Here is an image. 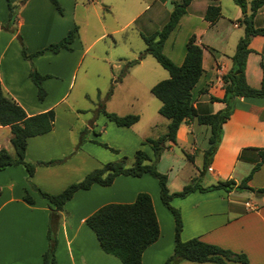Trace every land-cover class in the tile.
I'll return each mask as SVG.
<instances>
[{
	"label": "crops",
	"instance_id": "crops-1",
	"mask_svg": "<svg viewBox=\"0 0 264 264\" xmlns=\"http://www.w3.org/2000/svg\"><path fill=\"white\" fill-rule=\"evenodd\" d=\"M172 1L123 0L124 15L115 17L116 14L112 12L115 4L107 0H59L64 6V12L60 15L49 0H25L19 5L16 28L21 33L26 53L32 54L49 42L59 40L73 26H76V33L69 44V50L59 49L56 53L45 51L41 55L31 56L35 69L42 75H48L41 81L45 96L38 100L35 85L28 77V62L20 54V45L15 35L0 29V87L3 95L18 104L27 115L56 109L66 92L58 94L59 87L55 81H49L48 73L62 68L75 48H79L80 55H83L96 40L117 31H108L102 21H97L98 34L84 48L81 26L85 28L89 25L88 6L99 3L97 10L108 9L113 20L121 25L118 29L133 25L140 36L160 29L172 9ZM245 1L248 13L250 0ZM208 4V0H190L162 44V52L177 65L183 59L185 42L190 35L202 47V72L191 89V103L198 114L213 113L223 108V102L211 100L210 97L223 96L221 76L229 69L230 56L238 38L243 34V25L239 22L241 9L234 0H218L221 16L213 23L203 19ZM92 10L97 17L96 8L92 7ZM6 18V1L0 0V23ZM52 24L58 25L57 28H53ZM253 25L264 27V2L253 15ZM248 47L250 50L244 66L245 81L252 87H258L261 80H264V36H251ZM146 56L149 54L126 67V75L138 70L144 71L136 80L139 84L153 73L144 68L143 60ZM59 58L62 59L61 63ZM131 58L136 59V56ZM121 61L125 64L130 60L123 58ZM115 68L120 69L121 62L116 63ZM152 85V82L147 84L148 89ZM78 118L76 112L64 105L58 112H54L53 126L49 131L27 137L24 150V160L29 162L60 159L75 151L72 156L63 162L36 165L29 178L20 164L0 170V264H41V255L47 247L46 230L50 207L36 188L58 193L70 182L80 179L89 168L96 166L97 162L90 159L93 157L82 149L77 132L73 131V120L78 121ZM79 121L80 125H84ZM133 125L118 127L131 128ZM200 131H204L207 138L208 126L198 124L196 118L181 123L175 132V142L170 143L159 156L157 170L166 175L170 192L180 190L192 179L201 186H208L218 179H232L237 184L248 174L259 159L257 150L264 148V97L236 96L233 99L231 112L221 124L220 140L207 168L203 170L201 166L205 148L202 145L204 140L198 143ZM9 137L8 126L0 125V148L8 152ZM141 138L129 133L128 143L134 147L133 151L137 149ZM174 146L180 148L186 160L174 152ZM147 154L151 155V150ZM100 165L97 163V167ZM179 165L184 170L179 169ZM147 175H117L107 186L93 183L87 189L76 190L57 215L59 222L56 227L55 264H121L115 256L100 249L93 231L84 219L103 204L131 202L138 192L149 195L159 229L156 240L142 251L140 264H163L173 249V218L159 199L156 179H148ZM247 185L252 188L264 185V163L252 173ZM244 193L250 194L252 198H261V201L249 199ZM26 195L32 199L31 203L24 199ZM173 200V207L181 215V240L197 237L201 241L244 253L248 258L247 264H264V194L246 189L232 188L225 191L216 188L208 191L194 190L185 197H173L170 202ZM177 264L215 263L181 260Z\"/></svg>",
	"mask_w": 264,
	"mask_h": 264
},
{
	"label": "trees",
	"instance_id": "trees-1",
	"mask_svg": "<svg viewBox=\"0 0 264 264\" xmlns=\"http://www.w3.org/2000/svg\"><path fill=\"white\" fill-rule=\"evenodd\" d=\"M6 1L7 18L0 23V29L14 34L20 45V54L27 60L29 65L28 77L35 85L36 96L42 100L45 91L41 85L43 78L48 75L40 74L31 62V56L50 51L56 53L59 49H70L69 44L76 33V26L71 27L66 34L54 43L44 48L27 54L23 42L16 28V12L10 0ZM25 0H20L23 3ZM54 7L60 11L56 0H49ZM190 0H173L167 20L160 29L148 34H140L144 43V49L136 59L127 61L126 66L134 64L145 54L151 55L155 61L167 71L168 76L154 83L149 91L159 101L157 112L167 119L166 130L156 137H144L141 144H147L151 150L148 155L141 149L133 152L130 165H125V157L116 161L101 163L97 168L86 172L80 179L67 184L58 193H48L36 188L39 195L48 201L50 207L49 220L47 223L46 240L47 247L41 255V264H55L54 249L56 244V227L59 222L58 212L62 210L63 204L78 189H87L93 183L107 186L111 184L117 175L140 176L147 173L156 179L158 195L163 206L171 213L173 218V249L172 253L164 260L163 264H177L181 260L196 262L211 261L215 264H229L238 262L247 264V256L242 252H234L228 248L201 241L197 237L181 240L179 237L182 221L177 208L171 206L170 200L173 197H185L194 190L208 191L222 188L229 191L232 188L246 189L256 194H264V185L252 188L247 181L252 173L264 163V148L258 149L259 159L252 165L246 174L237 184L232 179H218L208 186H201L195 179L185 184L180 190L170 192L166 184V175L157 170V161L161 152L175 142V132L181 123L196 118L198 124L207 125L209 135L207 137L208 147L203 151L202 170L206 169L213 151L221 137V124L228 118L232 101L236 96L264 97V80L258 87L247 84L244 76L245 58L249 52V39L253 35H263L264 27H254L253 15L264 0H250L249 12L246 13V1L234 0L241 9L239 22L243 25V34L238 38L234 52L230 56V67L222 76L223 96L221 98L210 97L211 100L223 102V108L213 112L198 114L191 103V89L198 80L201 72V51L202 47L194 42V36L190 35L185 42V53L180 64H174L163 52L162 44L169 32L176 25L181 14ZM209 4L203 12V19L209 23L215 22L220 16L218 0H208ZM212 52L211 48H208ZM126 72V67L121 70ZM100 112L117 126L129 127L138 120L137 114L117 115L113 112L99 109ZM54 112L45 111L27 115L24 110L13 100L5 97L0 87V125L8 126L10 137L9 144L12 154L5 148H0V170L11 165L20 164L29 178L36 165H49L64 161L67 157L48 161H25L24 150L26 139L29 136L39 135L49 131L53 126ZM79 145H76L78 148ZM107 147L106 145H103ZM74 152V151H72ZM71 152V153H72ZM24 199L31 203L32 199L26 195ZM264 207V204H263ZM85 224L93 231L100 249L115 256L121 264H140L142 251L159 234L158 224L152 208L151 200L146 192H138L131 202L118 203L110 202L103 204L92 211L84 219Z\"/></svg>",
	"mask_w": 264,
	"mask_h": 264
},
{
	"label": "rangeland",
	"instance_id": "rangeland-1",
	"mask_svg": "<svg viewBox=\"0 0 264 264\" xmlns=\"http://www.w3.org/2000/svg\"><path fill=\"white\" fill-rule=\"evenodd\" d=\"M56 1L60 7V11L54 7L55 11L59 15L63 14V4H61L59 0ZM107 1L112 2L111 4H115V7L112 9V12L116 14L115 17L119 15L123 17L125 11L123 0ZM11 3L14 5L17 16L20 0H14L13 2L11 1ZM99 5L100 4L96 2L94 6H88L89 25L85 28L81 26L84 36V48L85 44H88L98 34L97 30L99 29L97 28V21H102V23L107 26L106 30L117 29V31L96 40L83 55H80L79 48H75L62 68L57 71L51 70L53 73H48L49 81H55L59 87L58 94L62 91L66 92L62 101L59 102V106L52 110L53 112L56 110L58 112L64 105H67L72 111L79 115L78 119L81 120L84 125H80V121H75L74 119L73 122L75 124H73V131L77 132V138H79V144L80 146L82 145V149L94 158L90 157V159L97 163H105L125 157L124 163L128 166L131 163L133 152L136 150L133 151L132 148L134 147L129 146V133H132V135L137 134L139 138L142 136L156 137L166 130L167 119L157 112L159 101L149 92L147 84L151 82L154 84L166 78L168 73L149 55L143 60L145 64L144 68L148 71H153V73L147 77L143 83L139 84L136 80L144 71L138 70L136 72H130L132 74L129 75L125 73L122 74L121 70L123 67H127V62L124 64V61L121 60H123V58H129V60H131V56H136L137 58L144 48V43L133 25L118 29L121 25L117 23V20H113L108 9L101 8L97 10ZM92 7L96 8L97 17H95ZM52 25L55 29L58 26L56 24ZM24 31L23 29V33ZM18 34L22 37L21 33ZM56 41H51L48 44ZM44 52L45 51L38 55ZM58 61L61 63L62 59L59 58ZM118 62H121L120 69L115 68V64ZM101 108L117 115L129 113L137 114L138 120L131 128L118 127L104 117L99 110ZM61 117L62 116H60V118ZM200 132L201 133H198V143L204 140L202 145H204L206 149L208 147L207 138L204 131ZM140 134L142 136H140ZM142 139L143 137L139 139L136 148L149 153L150 150L148 145L141 144ZM8 147L9 152L12 154L11 146L9 145ZM74 152L69 153L67 156H72ZM174 152L185 159L178 146H174ZM91 163L93 164L92 161ZM97 163L95 167L89 168L87 172L96 168ZM178 168L184 170L182 165H179ZM182 175L184 176V174ZM146 177H148V179H155L149 175ZM244 196L256 202L261 201V198H252L250 194L246 195L244 193ZM173 202L174 200L170 202L171 206H173ZM168 213L169 216H171L169 211Z\"/></svg>",
	"mask_w": 264,
	"mask_h": 264
}]
</instances>
